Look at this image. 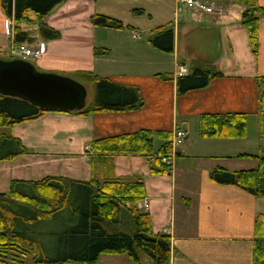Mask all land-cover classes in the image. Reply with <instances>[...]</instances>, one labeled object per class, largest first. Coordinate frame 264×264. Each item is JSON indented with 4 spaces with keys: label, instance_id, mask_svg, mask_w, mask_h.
Here are the masks:
<instances>
[{
    "label": "crops",
    "instance_id": "crops-1",
    "mask_svg": "<svg viewBox=\"0 0 264 264\" xmlns=\"http://www.w3.org/2000/svg\"><path fill=\"white\" fill-rule=\"evenodd\" d=\"M206 1L214 8L213 14L189 9L177 0H63L36 21L57 30L60 37L45 41L37 32L29 33L32 45L41 43L45 49L30 62L35 70L77 75L85 88L93 83L85 82L82 73L107 78L116 85L137 88L143 105L136 110L86 115L48 111L7 128L5 132L18 138L27 153L0 161V192H7L11 180L45 177L141 181L145 197L138 208L149 215L155 233L169 237L170 264H251L254 221L264 213V198L235 185L215 183L210 173L214 168L254 169L257 160L252 156L264 153V147L255 153L253 147L242 146V138L201 137L199 125L204 114L244 113L246 124L249 117L257 118V79L264 78V16L258 20L255 55L241 14L249 3L264 7V0ZM168 5L177 15L173 21ZM94 15L115 19L122 27L94 25ZM23 23L18 27L28 31ZM166 23L173 25L171 52L149 42L152 30ZM14 28V20L0 6V49L5 43L11 49L19 45L14 43ZM95 50L107 53L95 55ZM179 65L187 74L202 66L221 75L203 89L178 95L180 76L175 70ZM91 104L85 97V107ZM175 128L187 136L165 173L150 154L92 149L94 141L139 131L153 133L158 149L163 141L154 133L171 134Z\"/></svg>",
    "mask_w": 264,
    "mask_h": 264
},
{
    "label": "trees",
    "instance_id": "trees-1",
    "mask_svg": "<svg viewBox=\"0 0 264 264\" xmlns=\"http://www.w3.org/2000/svg\"><path fill=\"white\" fill-rule=\"evenodd\" d=\"M62 1L0 0L5 16L14 20V43L27 46L33 43L29 32L20 30L17 25L20 21H28V12L32 11L39 22ZM261 16H264V7L252 3L241 14V25L247 31L249 46L255 55ZM91 21L94 25L108 28L122 27L119 21L103 15H94ZM151 34L149 42L152 46L165 52L173 50L171 23L153 29ZM37 35L45 41L60 37L57 30L42 23L38 25ZM106 53V50L94 51L95 55ZM220 75L209 67L195 66L190 73L177 78V94L203 89L212 78ZM81 77L85 82L95 84L96 95L91 105L74 112L86 115L97 111H130L143 105L137 88L119 86L91 73H82ZM257 85L258 137L263 139L264 78H258ZM48 111L63 110L42 108L22 98L0 93V161L27 153L21 141L7 134L6 129L16 123L37 119ZM246 118L244 113L204 114L200 118L199 135L204 138H244ZM154 134L163 141L158 149L154 148L153 133L149 131L94 141L92 149L96 153L150 154L161 164V172L165 173L170 168L161 162V155L169 152L171 134ZM252 157L257 160L256 168L237 172L214 168L210 179L218 184L238 186L264 198V153ZM144 197L145 187L141 181L96 178L79 181L65 177L11 180L7 192H0V264H97L102 254H124L136 264H141L140 257L146 255L152 264H170L169 237L155 233L149 215L138 208L137 203ZM65 209L77 215L78 224L72 229L73 234L62 238L60 247H48L35 236L38 233H29L33 223L52 219ZM254 237L251 264H264V213L255 218Z\"/></svg>",
    "mask_w": 264,
    "mask_h": 264
},
{
    "label": "water",
    "instance_id": "water-1",
    "mask_svg": "<svg viewBox=\"0 0 264 264\" xmlns=\"http://www.w3.org/2000/svg\"><path fill=\"white\" fill-rule=\"evenodd\" d=\"M0 93L46 109L79 111L85 106L86 88L69 77L39 73L23 60H0Z\"/></svg>",
    "mask_w": 264,
    "mask_h": 264
},
{
    "label": "rangeland",
    "instance_id": "rangeland-1",
    "mask_svg": "<svg viewBox=\"0 0 264 264\" xmlns=\"http://www.w3.org/2000/svg\"><path fill=\"white\" fill-rule=\"evenodd\" d=\"M212 1L214 2L215 0H212ZM216 1H219V0H216ZM168 7H169L168 17H171V21H173L172 19H177V15L174 14V12L172 11V8L169 5ZM181 15H182V12L180 13L179 16L181 17ZM27 17L30 20L24 22L23 24L26 26L29 33L35 34L38 29V24L35 20V15L31 11V12H28ZM161 17L167 18L164 15H161ZM144 22H145V19H142L141 23H144ZM145 36L146 34L143 35V37ZM21 46L24 47V45H21ZM21 46L18 45L16 47H13V49H11L9 45L5 43L3 49H0L1 50L0 58H4V59L22 58V56L19 54V50ZM64 77H67V76H64ZM68 77L75 81L78 80V76L73 75L71 73H69ZM86 90H87V94H86L87 103H93L95 99V95H96L95 94V84H87ZM240 142H242L243 144L242 146H245L246 148L253 147L254 149L253 151L255 153L257 152L258 148L264 147V138L261 139L258 137V120L256 117L254 118L249 117V119L247 120L246 136L244 137V139L242 138ZM25 191L29 192L28 189H25ZM77 224H78L77 215L75 213L70 212L68 209H65V210L60 211L58 214H56V216L52 219L38 221V222L33 223L31 225V230L29 233H33V232L38 233V234H35V236L44 245H48V247H51V248L60 247L61 244L63 243L62 238L64 236L73 234L74 231H72V229L75 228ZM140 260H141V264H149V258L146 255H142L140 257ZM98 264H136V263L132 261L127 255H124V254H102L100 255Z\"/></svg>",
    "mask_w": 264,
    "mask_h": 264
},
{
    "label": "built area",
    "instance_id": "built-area-1",
    "mask_svg": "<svg viewBox=\"0 0 264 264\" xmlns=\"http://www.w3.org/2000/svg\"><path fill=\"white\" fill-rule=\"evenodd\" d=\"M181 4H184L187 8L192 10H198L201 12H205L206 14H213L214 9L212 6L207 5L206 0H177ZM44 45L39 43L36 45L24 46L19 50V54L22 56L24 60H35L40 57L44 53ZM175 74L177 76H183L187 74V69L184 66H177L175 70ZM186 131L175 128L171 133L170 138V148L169 152L166 155H161V162L165 163L169 168L173 165V159L175 158L176 151L178 147L183 143L186 138ZM145 205V203H144ZM139 207V206H138ZM141 208V207H140Z\"/></svg>",
    "mask_w": 264,
    "mask_h": 264
}]
</instances>
